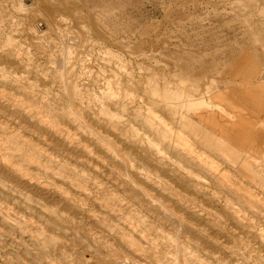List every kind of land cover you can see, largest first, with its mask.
<instances>
[{
  "label": "rangeland",
  "instance_id": "374dc122",
  "mask_svg": "<svg viewBox=\"0 0 264 264\" xmlns=\"http://www.w3.org/2000/svg\"><path fill=\"white\" fill-rule=\"evenodd\" d=\"M0 264H264V0H0Z\"/></svg>",
  "mask_w": 264,
  "mask_h": 264
}]
</instances>
